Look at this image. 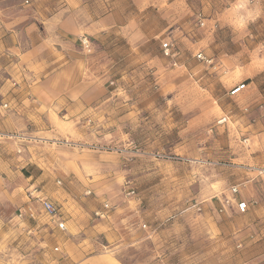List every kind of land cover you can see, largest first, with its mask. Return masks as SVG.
Returning <instances> with one entry per match:
<instances>
[{
    "label": "rangeland",
    "instance_id": "obj_1",
    "mask_svg": "<svg viewBox=\"0 0 264 264\" xmlns=\"http://www.w3.org/2000/svg\"><path fill=\"white\" fill-rule=\"evenodd\" d=\"M76 1L66 52L90 102L38 100L8 40L22 17L56 30L65 0H0V264H264V0ZM46 113L71 114L61 134L35 133ZM46 174L68 232L34 199Z\"/></svg>",
    "mask_w": 264,
    "mask_h": 264
},
{
    "label": "crops",
    "instance_id": "obj_2",
    "mask_svg": "<svg viewBox=\"0 0 264 264\" xmlns=\"http://www.w3.org/2000/svg\"><path fill=\"white\" fill-rule=\"evenodd\" d=\"M76 0H65L63 7L60 11L54 13L47 21L50 24H56L57 29L52 30L51 33H45L44 30L35 31L32 23V18L22 17L19 18L20 22H24L18 29H10L15 22H9L6 27L12 32L9 35L8 40L16 42V39L20 36L26 41L25 48L20 51L21 64L24 65L25 85L30 87L29 93L32 91L37 94L38 100L50 102L51 100H79L84 102L92 101L94 95H97V88L93 86L90 81H86L79 77L84 70L82 64L73 65L71 60H68L70 55L66 52L70 46L69 36L70 33H77L76 27L71 29L70 24H73L75 9L77 8ZM30 19V20H27ZM107 17L102 18L98 24H107ZM32 21V23H31ZM68 39V41H67ZM76 41V39H75ZM19 46L10 45L6 51L9 54H16L19 52ZM76 76V77H75ZM82 86L88 87V91L80 92L79 88ZM92 86V89H90ZM32 88V90H31ZM54 88V89H52ZM101 95V92H99ZM35 115V114H34ZM68 115L71 114H36L33 118H42L41 126L35 128V133L43 134L48 137L61 134L59 128H64V124H67L69 119ZM53 176L46 174L47 183L41 191L34 190L35 197H46L56 207L58 203L64 205L59 210L61 219L64 223V231H60L56 228V225L52 224V228L56 232H68L71 224L73 223L71 217L72 213L67 209L71 208V202L68 195L64 194L60 189L53 186ZM85 201L87 199H84ZM63 202V203H62ZM69 211V213L67 212ZM43 213V212H42ZM68 213V214H67ZM80 213H77V215ZM74 217V216H73ZM82 217L85 216L82 214ZM65 219V220H64ZM75 220V219H74ZM76 264H119L117 261L107 259L102 256L98 257H82L76 258Z\"/></svg>",
    "mask_w": 264,
    "mask_h": 264
},
{
    "label": "built area",
    "instance_id": "obj_3",
    "mask_svg": "<svg viewBox=\"0 0 264 264\" xmlns=\"http://www.w3.org/2000/svg\"><path fill=\"white\" fill-rule=\"evenodd\" d=\"M81 48L83 50H85L87 53L90 52V41L87 38H80L79 39ZM161 51L163 52V55L165 57H172V51H173V44L170 42V40L164 42L161 44L160 47ZM199 59H202L201 56H198ZM246 88V86L244 84H240V85H236L234 87H232L229 92H228V96L230 98H236L239 96V94ZM226 122V118L223 117L222 120L220 121V123H224ZM0 137H2V135L0 134ZM4 137V136H3ZM12 138V137H11ZM55 144H60L62 145L63 143L60 141H56ZM68 144V143H65ZM261 173H264V170H261ZM57 185H61L60 181L56 182ZM238 192L237 188H231L230 193L232 195H235ZM89 192L86 193V195H88ZM134 191L132 189L129 190L128 194L129 196L133 195ZM36 200V202L39 204L41 211L43 212V214L54 224L56 225V228L59 229L60 231H64V223L61 220V214L60 211L58 209V207H56L51 201H49L46 197H35L34 198ZM232 202L227 199L224 202V206H229ZM236 208L238 210L239 213H245V211L247 210V206L245 203L243 202H238L236 203ZM222 210H220L221 212ZM98 215V214H96ZM144 228V227H143Z\"/></svg>",
    "mask_w": 264,
    "mask_h": 264
}]
</instances>
